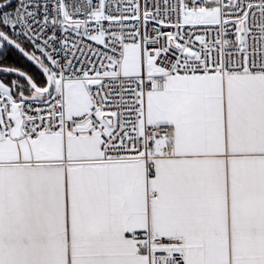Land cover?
I'll list each match as a JSON object with an SVG mask.
<instances>
[{
    "label": "snow or ice",
    "instance_id": "6c2138e0",
    "mask_svg": "<svg viewBox=\"0 0 264 264\" xmlns=\"http://www.w3.org/2000/svg\"><path fill=\"white\" fill-rule=\"evenodd\" d=\"M0 264H264V0H0Z\"/></svg>",
    "mask_w": 264,
    "mask_h": 264
}]
</instances>
